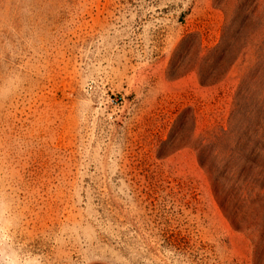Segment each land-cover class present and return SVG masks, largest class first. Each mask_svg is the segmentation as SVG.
Segmentation results:
<instances>
[{"label":"rangeland","instance_id":"1","mask_svg":"<svg viewBox=\"0 0 264 264\" xmlns=\"http://www.w3.org/2000/svg\"><path fill=\"white\" fill-rule=\"evenodd\" d=\"M0 264H264V0H0Z\"/></svg>","mask_w":264,"mask_h":264}]
</instances>
